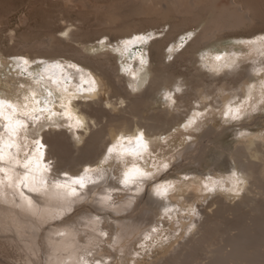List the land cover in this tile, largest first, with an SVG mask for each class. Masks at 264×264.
<instances>
[{
  "label": "bare ground",
  "instance_id": "1",
  "mask_svg": "<svg viewBox=\"0 0 264 264\" xmlns=\"http://www.w3.org/2000/svg\"><path fill=\"white\" fill-rule=\"evenodd\" d=\"M82 2V6L87 10L86 13L98 15L97 17L101 18L100 22L105 26L104 28L113 31L118 40L132 36V34H140L147 27L152 30L165 26V24L169 25V29L166 33L164 32L161 39L148 43L155 34H151L145 39L149 45L145 46V50L148 51V54L150 51L154 52L153 59L158 60V68L150 70L146 67L148 65L145 58L139 56L137 62H130V65L127 63L125 66L126 69H132L131 76L127 75L129 73L127 71L122 76L119 65L121 67L125 62L121 64V57L106 51V49L112 51L111 41L110 44L95 46L90 44V47H86L83 44L86 40L80 41V38L85 35L68 29L60 30V33L66 35V43H63V40L61 42L60 38L54 35L57 31L49 29L47 35L44 38L41 37L42 39L30 40L21 35L16 38L14 45L7 47L8 49L0 48V84L9 89L11 87L15 89L16 85L20 83L26 85L29 90L27 94L22 89L23 99H21L8 94L4 89L0 99L18 106L28 103L31 109L40 106L33 102L32 93H35V99L41 101L43 107L50 108L52 112L61 113L64 111L61 105L68 106L73 115L79 117L84 124L82 128H68L66 125L70 121L57 115L52 117V121L65 126L41 129V124L47 125L52 122L47 119L48 112L37 113L43 116L41 121L35 123L27 121L28 128L21 129L15 138H10L7 136L9 133L5 129L4 119H0V137L3 138V142L9 143L12 139L18 146L11 149L4 148L5 159L2 162L5 165H0V168L5 169L4 177L0 176V231L5 234L9 233V237L13 234L10 237L13 243L17 242L16 235L21 238V243L25 244L26 248V252H23L26 256L29 254L28 264H41L42 260L48 261L47 264H94L91 260L82 262L87 259L88 253L91 256L103 253L108 255L103 261L98 260L99 264H106L110 260L115 261L116 257L119 264H122L120 262L123 259L126 261L125 264H129V259L126 260L127 255L129 258L135 254L142 257L141 252L147 253L156 244L161 243L162 246L163 243L169 241H174L170 250L152 260L151 264H264L263 139H250L235 149V153L232 154L235 176L233 173L228 174V177L222 175L221 177H224L222 181L213 177H218L215 173H212L213 176L210 174L208 183L213 186L216 179L222 182L224 190L220 185H216L215 190L210 192L195 181L187 185L188 189L185 191L187 196L184 197V200L187 203L192 201V204L196 198L201 200L200 204L191 209L200 219L194 218L195 215L190 216L193 223L189 222L188 224L182 223L178 219L180 229L174 226V222L171 226L167 225L166 223L169 221L167 222L166 218L162 224L156 221V225L159 227L155 228V232L149 233L148 231L146 236L137 240L132 248L122 249L123 253H117L118 249L113 251L117 247L112 244V240L115 239L114 243L121 247L120 243L124 238L130 237L129 234L143 228L147 222L149 224L152 222V217L148 213L152 202L140 201L142 188L133 191L137 187L135 184H138V180H135L133 187L129 188L133 192L131 193L133 199L131 201L126 199L121 204L117 203L121 200L119 196L123 189H120L121 186L116 185V182L123 180L126 168L130 165V160L133 159L129 153L135 147L134 145H138L137 143L133 144L136 141L135 137L141 132L147 138L157 136L163 131L171 130L176 124H182L190 114H193V111H201L209 107L210 104H225L235 101L242 96L240 92H231L225 96V91L231 84L239 85L245 79L244 74L251 77L249 82L244 84L243 89L247 87L250 90L254 81L252 76L260 74L264 63L249 61L251 66L246 67L245 73L241 70L239 63L234 67H227L223 72L225 75L220 76V64H217L218 70H214L213 64H209L211 59L205 55V50L230 35L250 36L263 32L264 0H129L104 5H91L84 0ZM148 3H152L156 10H150L147 7ZM170 18H172V22L168 23L167 20ZM76 30L78 31L79 28ZM188 31H191L190 35L193 38L182 51L177 50L178 52L175 53L174 45H170L175 42L178 36ZM14 52L17 53V56L26 57L30 63L40 59L43 62H49V64L52 62L59 64L53 70L52 75L55 77L46 80L44 79L46 73L43 78L37 77L36 73L35 77L31 78L35 85H31L19 79L17 75H11L8 71L11 60L8 58ZM172 56H174L172 62L165 65V62ZM181 61L190 63L198 72H203L208 66L211 70L210 75H206L211 79L206 81V78L205 85H200H203L200 89L201 94L195 95L193 102L186 100L190 97L180 96L181 93H183L182 96L185 93L184 87L193 90L194 85L192 77L189 78L190 73L176 70V64ZM228 61L231 59L225 62L224 67L230 65ZM35 64L34 62V67ZM17 73L14 72V74ZM57 76H60L58 77L60 79L62 77L71 78L73 81L70 84L75 85L74 88L62 85V81ZM92 79L96 82L95 91H89L93 87L90 83ZM53 81L57 82L56 87H53ZM209 88L214 93V96L210 95L211 101H207L209 93L206 90ZM118 89H122L124 94H120ZM247 89L244 92H247ZM158 96L171 97V99H166L168 104L165 111L154 107L155 104L158 105L162 102ZM25 97L29 99L26 101ZM113 98L116 100L113 101ZM100 103L102 109L96 107ZM196 104L199 105L194 106ZM170 112L177 115H172ZM4 113L5 115L10 114L11 109L5 107ZM37 132L38 136L35 135ZM120 136L133 139L130 142H120L118 141ZM36 138L46 145L43 149L45 157L39 168L36 167L39 153H35L36 145L32 142ZM143 140L145 141L144 138ZM114 144L118 145L117 152H120L121 148L126 151L121 155L116 153L109 155L108 148ZM28 157L32 158L33 163L26 169L23 162ZM50 160L52 163H49ZM46 163L49 164V167L44 170L43 164ZM78 165L81 167L79 170H77ZM85 169H88L87 173H85ZM25 173H28L27 179L24 178ZM79 173L85 176L86 185L94 186V182L99 183L105 180L103 188L98 193H94L95 195L92 194L94 197L96 196L95 201L103 198L100 209L93 208L96 210L94 211L91 209L92 207H89L91 198H94L89 195L93 187L83 190V198H73L74 196L70 194L71 191L67 192L71 189L69 186L72 185L66 178L70 177L71 179V177L78 176ZM2 179L8 180L6 186L9 185L10 190L15 191L14 194L7 190L3 191L6 187ZM237 179L242 181L236 185L238 194L226 191L233 187V181ZM42 182H45L46 185L42 186ZM20 184L26 189L22 190ZM58 184L65 186L62 190H66L67 196H71L68 199L64 198L66 203L56 201L53 188H50L52 194L50 193L49 197L43 194L44 198L43 195H40L41 193L40 196H36L38 190H45L50 185L59 189ZM29 190L32 191L31 193L34 192V197H30V194L26 193ZM78 192L79 190L77 194ZM201 192L202 196L197 197L196 193ZM219 194L229 196L228 202H224ZM109 196L111 199H104ZM50 198H52L51 204ZM158 198L162 205L161 196L158 195ZM57 202L62 205H57ZM125 203H131L130 208L135 211L138 207H140L139 210L144 209V213L142 216L139 214L135 219L118 220L117 218L121 217L120 213L130 211V208H124ZM179 208L185 212L182 205ZM132 215L133 213L130 217ZM166 226L169 228L168 231H166ZM183 226H188L186 227L188 232L185 236L180 233L177 237V231L181 230ZM257 230H263V232L258 233ZM41 236L43 241L45 240L46 250L44 248V251L43 244L41 245ZM149 238H154L155 243H147L146 240ZM144 245L145 247H143ZM44 252L46 259L43 257ZM123 254L125 257L118 256ZM137 261L136 258L134 262ZM46 262L42 264H46Z\"/></svg>",
  "mask_w": 264,
  "mask_h": 264
},
{
  "label": "rangeland",
  "instance_id": "2",
  "mask_svg": "<svg viewBox=\"0 0 264 264\" xmlns=\"http://www.w3.org/2000/svg\"><path fill=\"white\" fill-rule=\"evenodd\" d=\"M85 1L91 5H104V4L129 1V0H84V2ZM79 2H81L82 4ZM82 5H83L82 0L81 1L80 0H0V46H1L0 48L8 49L9 46L14 45L16 38H18L21 35L26 36V38H29L30 40H33L34 38L35 40H37V38L40 39L41 37L44 38L47 35V30L49 29L57 31L55 32L54 35L57 38H60L61 42L63 40V43H66L67 42L66 35L60 33V30L68 29L69 31L72 30L79 34H84L85 36L81 37L80 41L86 40L83 43L86 47H90V44L91 46L93 45L95 46L98 44H102V45L110 44L112 42V46H110L112 51H110L109 49H106V51L121 57L122 59L121 64L125 62L123 65H121V67L119 65V68L121 70L120 74L122 76L125 74V71H127V69L125 68L127 63L130 65V62L131 63H133L134 61L137 62V58L139 56H143L145 58V61L147 62L146 64L148 65L146 67L149 68L150 70H155L156 68H158L157 66L158 60L153 59L154 52L152 51L153 53L152 54L150 51V53L148 54V51L145 50V46L148 45L147 41H145V39L137 40L136 37L144 36L147 38L149 35L155 34L154 37L148 41V43H150L151 41L159 40L169 29V25L165 24V26L164 25L160 26L157 29L153 28L154 30L153 29L150 30V27H147L144 30L146 32L142 31L140 34L137 33V34H132V36L130 35L129 37L131 38L127 36L126 38L123 37V39L121 38L118 40L116 39V36H114L115 33L113 31L104 28L105 26H103L102 23L100 22L101 18L97 17L98 15L86 13L87 10ZM147 7L150 10L153 11L156 10V8L152 5V3H148ZM84 11L86 14L84 13ZM167 21L168 23L172 22V18L168 19ZM102 27L104 31L103 29H101ZM78 28L79 30L77 31L76 29ZM190 32L191 31L184 32L183 34L178 36V38L175 40L173 44L170 45V46L174 45L175 53L180 50L182 51L185 48V46L191 41L193 37H191ZM125 41H131V43H125ZM11 54H10L11 57L8 58L11 60L10 62L11 66H9L8 71L11 73V75L14 76L17 75L18 78L21 79L22 81H25L31 85H35L34 81H32L31 78L36 73H40L42 76H44V74L46 73L45 74L46 80L48 79L50 80L55 77V75H52L54 73L53 70L56 67H58L59 64L53 62L49 64V62L47 61L43 62L40 59H36V61L34 60V62L36 63L34 67V62L30 63L28 59H26V57L17 56L16 55L17 53L15 52ZM205 55L211 59V60L209 59L210 60L209 64L210 63L213 64L214 69H218L217 64H220V68H219L220 76L225 75L223 74V72L227 69V67H224V64L227 60L230 59L231 61H228L230 65L234 67L236 64L240 63L241 70H243V73H245L246 67L251 66L252 62L257 61L259 63H264V31L258 32L250 36H246L244 34L243 35L235 34V35L227 36L221 39L220 41H218L217 43H214L209 48H207L205 50ZM217 55H220L222 57L220 61H217L215 59ZM131 56L132 59L130 58ZM174 56L170 57L169 60L165 62L166 63L165 65H169V63H171L172 60L174 59ZM129 58L130 60H128ZM24 60H27L28 64H25ZM148 62L150 65L148 64ZM185 62L186 61L180 62L182 66L180 65V63H177L175 68L179 72L190 73L189 78L192 77L194 85H193V90H188L187 88L184 87L183 89L185 90L184 92L186 94L184 93V95L182 96L183 93H181V95L179 93V95L184 98L190 97L186 100L193 102L195 99V95L197 96L201 94L200 89L203 87V85L202 86L200 85L201 84L205 85L206 78H207L206 81H209L211 79L206 76V75H210L211 70H209V66H208L207 68L204 69L203 72H198L194 69V67L190 63L188 62L185 63ZM131 70L132 69L130 68L129 73L130 72L132 73ZM14 72H18V73L14 74ZM129 73H127V75L131 76V73L130 74ZM257 76L260 78H258ZM257 76L256 75L252 76L254 80L252 86L254 85V87L250 85L251 99L246 100V97L249 96L250 90H248L246 87L245 89H247V92H244L245 89H243L244 84L246 82H249L251 76L248 77L247 74H244L245 79H243L239 85L231 84L227 87L228 90L225 91V96H228L231 92L234 93L240 92L242 96L237 98L235 101L233 102L229 101L226 102L225 104L221 103L222 105L220 103L210 104L209 107L201 111H193L192 112L193 114H190L189 118H187L182 124L180 125L176 124L171 130L167 132L163 131L157 136H152L149 138L143 136V138L145 139V141L143 140L144 141V144H142L143 146L134 145L135 147L133 149H136V151L134 154L131 153L130 151L129 155L133 159L132 161L130 160V165H129L130 167L127 166L126 171L134 167L140 169L141 172L145 173V175L142 176V178L138 177L136 179L138 180V184H135L137 185V187H135L133 191L142 188L141 190L143 194L141 193L140 201H143L144 203L146 202L148 203V201L152 202L153 206L151 205V208H148L149 211L148 213L152 217V222L150 224L149 222H147L148 224L147 223L144 224L143 228L139 229L138 231H134L133 234H129L131 235L130 237L128 236L127 238H124L122 241L123 243L122 242L120 243L121 247H118L119 244L114 243L115 239H113L112 244H114L115 247H117L113 251H117L118 249L117 253L120 252L123 253L122 249L128 247L132 248L133 245L137 242V240L139 239L141 240L146 236V233L148 231L149 233L151 231L155 232L154 229L159 227L156 225V221H158L159 224H162L164 223V219L166 218L167 222L169 221L168 222L169 224L165 222L167 225L171 226L172 222H174V226L179 229H180V222L177 221L178 219H180L181 222L185 224H188L189 222L193 223L192 221L193 219L190 218V216L191 217L194 216L195 212L191 211V209L192 208L194 209L196 205L200 204L201 200L196 198L194 199L193 204L192 201L187 203L184 200V197L187 196V193L185 192L188 189L187 185L195 181L197 184H199V186L207 190L205 188V184H208L211 187V185L208 183L210 174L211 176H213L212 173H215V175H217L218 177L215 176L213 177L222 180L224 179V177H221L222 175L228 177L229 176L228 174L233 173L234 159L232 158L233 157L232 154L241 143L246 142L253 138L264 140V103L261 102L264 101V94H262V90H261V84L262 82H264V64L262 66V71ZM58 77L60 76H57V78ZM196 77H198L199 79ZM66 78L62 77L61 79L60 78L58 79L62 81V85L65 84L66 87L72 86L74 88L75 85L70 84L71 81L73 80H71V78L69 77ZM201 79L202 81H200ZM53 84H52L53 87L57 86L56 85L57 82ZM11 88L9 89L5 85L3 86V84H0V95H2V91L4 89L5 91H7L8 94L13 95L16 98L20 97L21 99H23V95L21 94L22 89L25 90L27 94L29 93L28 87L24 84L19 83L16 85L15 89L14 87ZM211 88L206 90L209 93L207 97V101L209 100L211 101L212 99L211 97L214 96V93L211 92L212 91ZM77 89L81 90V88L79 87H77ZM14 90L16 91V93ZM118 91L120 94H124V91L122 89H118ZM158 98L161 99L162 101L161 103L163 104L161 103H159L158 105L155 104L154 107L157 108L158 110L165 111L167 108L166 105L168 104L167 100L165 99V97L158 96ZM112 100L114 101L116 100V98L115 99L113 98ZM197 105L199 104H196L194 106ZM230 105L234 108L237 106H242L241 107V110L243 112L242 118L237 120L231 119L230 116L227 119L225 118L224 113L225 111H227ZM100 106L101 103L99 106L96 107L101 108ZM170 114L177 115L174 112H170ZM3 121L5 122V124L7 123L6 120ZM189 121H194V122L189 123ZM3 131L5 132L4 129ZM5 133L7 134V132ZM7 136L9 137V134H7ZM3 143H5L6 145L7 141L6 142L4 141ZM134 143L137 142L134 141L133 144ZM50 162L52 163L51 160ZM165 164L167 165L166 168L164 167ZM0 165L3 166L5 165V163L1 162ZM79 169H81V167L78 165L77 170ZM3 174L5 175L4 171L3 172L0 171V176L4 177ZM78 176H82L81 173H79ZM78 176L76 175V177H71V179L69 177V179L73 181ZM66 179L72 185L69 186L70 188L74 187L77 189V191L79 190L77 196L75 195L73 198H83L82 192L87 187H93V190L90 192L91 194L89 195L90 197H94L92 194L98 193V191H100L103 188V182L105 181L104 180L99 183L94 182L93 184L94 186L88 184L89 186L86 185L84 188H80L79 185L73 184L68 178ZM216 179L213 180L217 181ZM2 181L6 187V188L4 187L5 190L3 191L7 190L8 192H12V193L15 192L12 189H11L12 191L10 190L9 185L6 186V184H8L6 183L8 180L2 179ZM113 183L115 184V182ZM116 183H117L116 185H118L119 187L121 186L120 189H123V192L119 196L121 200L118 201L117 203L120 204L124 203L126 199H128L127 201H131L133 199L131 193L133 192L129 188L133 187V183L128 185L127 186L128 188L123 187L124 184H122L121 182H116ZM21 184L20 187H22V190L26 189V187L22 186L23 184L22 185ZM45 185L46 183L42 182V186ZM57 187H59V189H56L55 186L50 185V187L45 188V190L44 189L38 190L36 192L37 193L36 196H38L41 193L40 195L45 194L46 197H49V195L52 194L51 189L53 188L55 190V191L53 190L55 198H57L56 201H60L64 203L66 201L64 198L68 199L71 197V196L70 197L67 196L68 195L67 192H70L71 189L66 192V190H62L64 189L65 186L64 187L59 186L58 184ZM31 192L32 191L29 190L26 193H29L30 197H34L35 196L34 192L33 193ZM157 192L160 193L161 199L163 200L162 205L159 201ZM196 194L197 197L202 196V192ZM219 197L222 198L224 202H228L227 198L229 196L224 194L223 195L219 194ZM95 198L96 196L94 198H91L89 202V207L90 208L92 207L91 209L93 208L100 209L101 205L103 204V201H101L103 200V198L101 197V199L96 201ZM51 199L52 198L49 199L50 204L52 203ZM60 202H57V205L59 204L62 205V203ZM98 204L101 205L99 206ZM130 205L131 203L129 204L125 203L124 208L126 207V209H129ZM181 205L183 206L185 212H182L180 210L179 206ZM204 205L206 206L205 203ZM139 208L140 207H138L136 211L135 209L133 210L132 208H130L129 212L120 213L121 215L120 214L119 215L121 217H118L117 219L121 221H125L126 219L129 218L135 219L139 214L142 216V214L144 213L143 212L144 209L141 208V210H139ZM95 209L93 210L96 211ZM98 212L101 213V211ZM132 213L133 215L132 217H130ZM196 215L194 216V218L196 217L197 220L200 219V217ZM184 216H186L187 218L184 219L183 218ZM186 227L183 226L181 230L177 231V237L180 233L184 234V236L186 235V232H188V230H186L187 229ZM168 229L169 228L167 227L166 231H168ZM257 232L258 233L263 232V230H257ZM5 235L8 237H6ZM11 236H13V234H11ZM17 236L18 235L15 236L16 237L15 240L17 242L13 243L11 241V238L9 237V233L5 234L2 233V231H0V264H28L29 260L27 257L29 254L28 252H27L28 254L27 256L26 254H24L23 251L26 252V248L24 246L25 244L21 243L20 240L21 238ZM44 241L41 236V242H42L41 245L43 244L42 245L43 251L44 248L46 250ZM146 242L155 243V240L154 238L153 239L149 238L146 240ZM173 242L169 241L166 242L165 244L163 243L162 246L160 245L161 243H158L156 244V246L153 247V249H150L147 253L141 252L142 257L139 256L138 254H135V255H131L129 258L128 257L129 255H127L126 260L129 259L130 261L129 264H151L152 260H154L155 258H159L161 254H164L166 253V251H169L170 247L173 245L172 244ZM143 247H145V245ZM45 252L43 253L44 259H46ZM117 253H115V255H117ZM86 256H88L87 259H85L82 262H88L89 260H91V262H93L94 264H99V261L100 262L103 261L104 258H106L108 255L103 253V254H96L94 256H91V254L88 253V255ZM118 256L122 257L124 256V254ZM136 258L138 261L134 262ZM43 262L46 261L42 260V262L40 263L42 264ZM125 262H126L125 259H123L121 260L120 263L125 264ZM47 263L48 261L46 262V264ZM106 264H119V263L116 257L115 261L110 260L107 261Z\"/></svg>",
  "mask_w": 264,
  "mask_h": 264
},
{
  "label": "snow or ice",
  "instance_id": "3",
  "mask_svg": "<svg viewBox=\"0 0 264 264\" xmlns=\"http://www.w3.org/2000/svg\"><path fill=\"white\" fill-rule=\"evenodd\" d=\"M137 40H144L146 39V37L144 36H138L136 37ZM125 43H131V41H125ZM215 59L217 61H220L222 59V57L220 55H217L215 57ZM24 63L27 64L28 61L24 60ZM232 65H225V67H231ZM214 70H218V69H214ZM135 79V77H133ZM54 83L56 81H53ZM91 85L93 87H91L89 89V91H95V80L92 79L90 81ZM254 87V85L252 86ZM261 90H262V94H264V82H262L261 84ZM49 95H51V93H49ZM26 101L29 99L28 97L24 98ZM32 99L35 105H40L39 107H32L31 109L29 108L28 103L23 104L22 106H18V105H14L13 103L9 102V101H5L0 99V119H4L7 121L6 125H5V129L6 131L9 133V137L10 138H15L21 129H27L28 128V122L27 121H32V122H39L43 119L42 115H38L37 113L43 114L44 112H48L49 115L47 117L48 121H51L52 123L50 124H41V129H43L44 127H63L65 125H59L56 124L54 121H52V117L53 116H62L64 119L70 121V123H68L66 126L68 128H82L84 126L83 121L77 117L74 116L73 113L70 111V108L68 106L65 105H61L62 108H64V111L61 113H55L52 112V110L50 108H45L42 106L41 101L36 100L35 99V93H32ZM165 99H171L170 96H166ZM251 99V90L249 92V96L246 97V100ZM262 103H264V101H261ZM70 101H69V105H70ZM7 107L9 109H11V113L5 115L4 113V108ZM242 106H237V107H232L231 105L228 107L227 111H225L224 116L227 119L229 116L231 117V119L233 120H237L242 118L243 116V112L241 110ZM255 110V109H253ZM20 117H24L26 119H21ZM71 121H74V123H71ZM194 121H189V123H193ZM38 136V132L35 134ZM77 139H79V137H77ZM133 138L132 137H124V136H120L118 137V141L120 142H124V141H131ZM135 140L137 142L138 145H142L143 144V133H139V135L137 137H135ZM35 145V153H39V160L36 162V167L39 168L41 162L44 160L45 157V152L43 151V149H45L46 145L44 143L41 142V140L39 138H36L32 141ZM7 147L9 149H11L12 147H18L17 145H15V143L13 142L12 139H10L9 143H7L6 145L3 143V138L0 137V162H2L5 159V155H4V148ZM117 148L118 145L114 144L112 145V147L108 148V153L109 155L116 153L117 155H121L123 154L126 150L121 148L120 152H117ZM131 153H135L136 149H131L130 150ZM33 163V160L31 157H28L27 159H25V161L23 162V166L24 168H28L30 164ZM50 163V161H49ZM49 167V164H43V168L44 170H47ZM164 167L166 168L167 165L165 164ZM0 171H5L4 168H0ZM88 169H85V173H87ZM145 173L141 172L140 169L138 168H130L128 171H126L124 173V178L121 181L122 184L125 185V187H127L130 183L135 182V180L138 177H142L144 176ZM236 174L233 173V176H235ZM24 178L27 179L28 178V173L24 174ZM10 179V178H9ZM94 182V181H93ZM73 184L79 185L80 188H84L86 186V179L85 176H79L77 177L75 180L72 181ZM238 183H242V181L240 180H235L233 181V187L231 189H227L226 191H232V192H236L238 194V190L236 188V185ZM216 185H220L221 189L224 190L222 188V182L220 181H214L213 182V186H209L208 184H205V188L208 191H214L215 190V186ZM63 186V185H60ZM71 195L75 196L77 195V190L76 188H71ZM157 195H160L159 192H157ZM105 200H109L111 199V197H104ZM29 203H31V201L29 200ZM155 230V229H154Z\"/></svg>",
  "mask_w": 264,
  "mask_h": 264
},
{
  "label": "water",
  "instance_id": "4",
  "mask_svg": "<svg viewBox=\"0 0 264 264\" xmlns=\"http://www.w3.org/2000/svg\"><path fill=\"white\" fill-rule=\"evenodd\" d=\"M36 76L42 78V77H41L40 75H38V74H37ZM33 77H35V75H34ZM33 77H32V78H33Z\"/></svg>",
  "mask_w": 264,
  "mask_h": 264
}]
</instances>
